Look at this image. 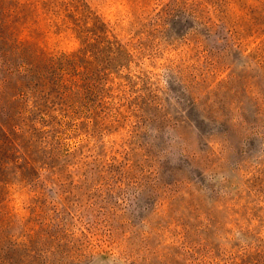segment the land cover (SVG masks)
<instances>
[{
  "label": "rangeland",
  "instance_id": "obj_1",
  "mask_svg": "<svg viewBox=\"0 0 264 264\" xmlns=\"http://www.w3.org/2000/svg\"><path fill=\"white\" fill-rule=\"evenodd\" d=\"M85 1L128 50L0 148V264H264V0Z\"/></svg>",
  "mask_w": 264,
  "mask_h": 264
},
{
  "label": "trees",
  "instance_id": "obj_2",
  "mask_svg": "<svg viewBox=\"0 0 264 264\" xmlns=\"http://www.w3.org/2000/svg\"><path fill=\"white\" fill-rule=\"evenodd\" d=\"M177 3L187 18L200 28L206 26L207 0ZM67 36L79 45L73 51L60 49ZM127 47L85 0H0V72L25 80L9 96L14 107L3 109L11 121L15 118L18 123L9 128L0 122V148L23 155L17 137H26L30 143L36 133L45 132L44 127H37L36 114L42 120L56 104L64 105L70 95L82 94L80 82L87 68L80 58H88L95 51L118 55L126 53ZM6 85L7 80L1 79L0 97ZM23 161L28 164L25 156L14 163Z\"/></svg>",
  "mask_w": 264,
  "mask_h": 264
}]
</instances>
